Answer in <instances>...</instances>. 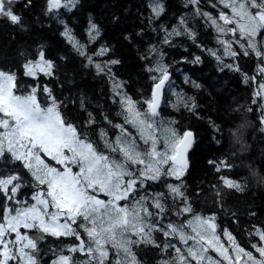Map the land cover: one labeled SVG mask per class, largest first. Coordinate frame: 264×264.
Wrapping results in <instances>:
<instances>
[{
    "label": "snow or ice",
    "instance_id": "1",
    "mask_svg": "<svg viewBox=\"0 0 264 264\" xmlns=\"http://www.w3.org/2000/svg\"><path fill=\"white\" fill-rule=\"evenodd\" d=\"M14 2L0 0V18L23 28ZM76 2L46 0V11L71 10ZM187 2L194 6V15L216 33L220 49H204L208 54L235 71H240L239 65L225 64V56L233 61L241 56L257 61L260 79L247 74L244 78L258 84L253 95L264 109V0H209L215 14L203 11L201 0ZM151 11L156 18L163 13L159 0H153ZM62 35L85 59V67L110 78L121 122L105 115V122L116 132L110 135L101 127L98 139H93L87 130L97 123L92 112L87 113L84 127L68 120L63 102L39 83L41 75L51 77L55 68L42 50L36 59L22 64L23 75L35 84L22 85L16 72L0 68V164H19L18 168H0V264H42L40 244L46 237L71 239L50 249L49 264H142L135 251L141 245L159 250L158 264H264V229L257 227L249 233L259 237L250 244L257 256L226 228L221 230L215 214L198 213L182 191L195 135L191 130L180 131L175 120L164 119L159 111L165 93L172 89L163 53L155 45L148 49L154 57L145 69L152 74L151 95L137 101L123 91V83L112 73L111 66L119 61L95 59L107 54L106 47L89 53L87 44L67 26ZM87 35L88 42L94 43L100 35L98 27L90 23ZM177 36L197 42L183 17L170 32L165 29L163 42L171 44ZM142 59L149 60V55ZM200 61L196 56L192 63ZM176 96L174 107L196 108L193 98ZM80 107L86 111L84 97ZM208 163L217 172L232 167L226 160ZM168 178L180 183H164L166 192L152 189ZM220 179L229 189L244 190L231 178ZM24 188L32 190L30 195H24ZM156 233L163 241L156 239Z\"/></svg>",
    "mask_w": 264,
    "mask_h": 264
},
{
    "label": "trees",
    "instance_id": "2",
    "mask_svg": "<svg viewBox=\"0 0 264 264\" xmlns=\"http://www.w3.org/2000/svg\"><path fill=\"white\" fill-rule=\"evenodd\" d=\"M153 0H77L71 10L61 8L58 12L46 11V0H15L13 8L22 17L23 28L0 18V68L17 73L22 85L37 83L23 75L22 64L27 59H36L38 51L54 62V75L40 76L39 83L52 89L62 101L65 117L84 127L88 112H92L97 123L87 129L93 139H98L99 128L116 130L108 125L104 116L121 122L116 113L119 105L114 103L110 78L97 75L93 67H85V59L79 56L62 35L65 26L73 35L87 44V51L94 53L104 46L106 55L95 57L97 61L118 60L111 70L116 80L123 83V91L137 101L150 97L153 81L145 69L154 57L148 49L155 45L163 53V62L169 66L172 89L165 93L160 110L167 120H175L180 131L191 130L195 144L189 155V168L182 177V191L194 209L205 216L215 214L220 229H227L246 249L251 242H258L255 228L264 229V123H261L262 108L259 97H254L258 84L245 80L257 76V61L239 57L233 61L224 57V63H237L240 71L224 67L204 49H220L216 33L200 16L194 15V6L187 0H159L164 11L154 17L151 11ZM203 11L213 14L209 0H201ZM151 17V19H150ZM196 33V43L186 36L172 38L171 44L163 42L165 29L171 31L181 18ZM95 24L100 32L94 43L88 42L89 25ZM200 45V46H198ZM146 54L149 60L142 59ZM196 56L199 63H192ZM223 69V70H221ZM194 84L199 85L195 87ZM177 93L194 99L196 108L189 111L176 108ZM85 98L86 111L80 107ZM43 100V95L40 96ZM253 99L257 103H253ZM251 109V111H249ZM226 160L232 167L217 172L208 161ZM19 164H0V168H18ZM221 176L231 178L243 186V191L229 189L223 185ZM30 179V178H29ZM164 183H180L172 178L152 185L155 191H164ZM215 186V187H214ZM30 188L22 189L25 196ZM219 191L220 195H217ZM171 203V200H169ZM176 219L175 216L171 217ZM255 226V227H254ZM156 239L163 241L160 233ZM227 245V241H224ZM71 243V239L46 237L41 242L42 264L53 258L51 248ZM142 264H158L160 252L151 245L135 249ZM257 255L258 253H255Z\"/></svg>",
    "mask_w": 264,
    "mask_h": 264
},
{
    "label": "rangeland",
    "instance_id": "3",
    "mask_svg": "<svg viewBox=\"0 0 264 264\" xmlns=\"http://www.w3.org/2000/svg\"><path fill=\"white\" fill-rule=\"evenodd\" d=\"M226 11H227V10H226ZM258 79H260L259 76H258ZM259 100H260V98H259ZM260 102H261V101H260ZM262 113H263L262 115H264V109H262ZM212 255L215 256V253H212Z\"/></svg>",
    "mask_w": 264,
    "mask_h": 264
},
{
    "label": "water",
    "instance_id": "4",
    "mask_svg": "<svg viewBox=\"0 0 264 264\" xmlns=\"http://www.w3.org/2000/svg\"><path fill=\"white\" fill-rule=\"evenodd\" d=\"M162 102H163V100H162ZM162 102H161V105H162ZM160 108H161V106H160ZM189 154H190V152H189Z\"/></svg>",
    "mask_w": 264,
    "mask_h": 264
}]
</instances>
